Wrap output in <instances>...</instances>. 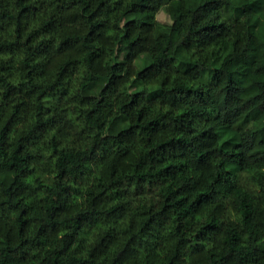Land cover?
<instances>
[{
	"label": "clouds",
	"instance_id": "clouds-1",
	"mask_svg": "<svg viewBox=\"0 0 264 264\" xmlns=\"http://www.w3.org/2000/svg\"><path fill=\"white\" fill-rule=\"evenodd\" d=\"M41 2L42 10L38 5L37 12H30L21 29L23 36L17 38L14 27L10 34L0 33V43H15L22 50L0 54V63L7 66L0 72V130L21 103L6 138L9 153L19 144L26 161L17 185L22 207L11 216L15 221L27 209L29 221L22 237L18 228L0 232V243L7 236L21 264H50L49 258L69 245L57 264H69V257L75 264H112L126 246L135 250L140 264H167L174 253L176 264H212V256L223 257L225 264H264V252L254 244L264 227L250 231L264 213V151L258 147L264 128V110L258 105L264 101H256L248 115L249 101L260 95L256 81L233 69L238 83L229 94L212 76L225 62L250 60L249 45L264 42V3L212 0L220 4L219 16L193 25L203 0H123L119 8L118 0H89L93 11L104 4L93 20L97 27L89 36L87 17L79 16L72 27L82 35L72 42L73 54L65 55L58 51L64 18L56 9L71 0ZM133 4L137 11L123 15ZM14 6L15 0H4L0 11ZM129 20L143 39L122 51ZM47 21L51 34L27 43L28 35ZM40 40L51 41V50L33 64L46 71L29 80L23 66L28 49ZM177 47L183 48L182 55H175ZM9 86L30 96L6 99ZM33 130L35 137L29 136ZM175 154L183 156L182 167L169 168ZM186 184L195 185L193 198L202 197L196 214L179 222L170 214L163 227L147 224L148 210L161 206L167 190ZM146 190L152 191L147 198L140 195ZM113 191L121 198H114ZM100 192L113 197L102 206L105 213L125 205L122 218L76 231L74 218ZM58 197L63 198L60 209L55 208ZM6 200L0 194V201ZM34 209L60 217L58 226L47 225V248L36 238L41 220Z\"/></svg>",
	"mask_w": 264,
	"mask_h": 264
},
{
	"label": "trees",
	"instance_id": "trees-1",
	"mask_svg": "<svg viewBox=\"0 0 264 264\" xmlns=\"http://www.w3.org/2000/svg\"><path fill=\"white\" fill-rule=\"evenodd\" d=\"M4 0H0V4H3ZM123 0H118L117 7L119 8ZM185 0H181V3H184ZM197 2V0H193ZM261 3H264V0H261ZM39 5V10H42L43 5L41 0H15V6L11 11L4 10L0 11V33L10 34V30L15 28V35L17 38H20L24 35L21 31L22 28H26L29 23V14L30 12L35 13L38 11L37 6ZM104 8V4L101 3L100 7L95 11L89 6V0H71V3L67 7H58L56 9L57 14L63 15V44L61 51L65 55H71L73 49V43L77 42L81 33L75 30L72 26L77 23L79 16L87 17L89 32L88 35L91 36L92 31L97 27L93 24V20L97 17L101 9ZM137 11L136 5L133 4L123 15L128 16L132 15ZM220 13V4L214 3L212 0H203L201 6L195 10V15L192 18L193 25H199L206 21L207 19L215 16L218 17ZM51 21L45 22L37 31L28 35L27 43H32L35 40H38L41 36L50 35L48 29L50 27ZM133 21L129 20L128 24L125 25L127 29L121 39V50H127L130 47H135L136 43L139 42L143 37L139 34L134 33L131 30ZM206 26V25H205ZM261 40L264 41V28L261 29ZM2 39V37H0ZM87 39V37H85ZM171 39V38H170ZM90 47V56H91V45ZM251 48L250 56L251 59L247 61L236 60L233 63L225 62V65L222 69H217L213 74V80L218 79V73L222 72L225 74V80L221 83L224 84L226 91L230 94L234 89L233 85L238 83V81L233 79L234 73L233 70L229 68L236 62H241L245 65V69L238 70L240 75L245 79H252L256 81L255 87L260 90V95L255 97L254 100L249 101V104L252 105V110L249 111L248 115L252 114V111H255L257 108L256 101H264V46L259 48ZM51 50V41L40 40L36 44L35 48H29V55L26 58L24 67V75L27 79L33 80L36 75H40L41 72L46 71L42 69L41 64H33V61L40 57L44 56L47 58L48 51ZM21 49L17 47L15 43L4 42L0 43V54H17L21 53ZM170 54L172 53V45L169 44ZM183 48L177 47L174 49L175 55H182ZM7 71V66L0 63V72ZM2 82V78H0ZM220 82V81H219ZM111 84V80L109 79ZM23 88V86H21ZM239 90V89H236ZM34 91V90H33ZM181 91H188L191 93L192 90L181 89ZM43 94V93H41ZM30 96V92H24L23 96L17 91L16 88L9 86L6 99L8 97H20L23 100L24 97ZM21 103H17L15 109L13 110L12 116L9 117L8 122L3 125V129L0 130V140H3V143H0V194L6 195V201H0V232H3L7 229L8 232H12L13 229L18 228V235L23 236L24 229L28 225L29 221L24 217L27 214V209L21 211L19 216L13 221L11 213L16 212L22 207V201L19 199V194H22L21 188L18 187L19 177L25 174V171L22 169V165L26 163L21 157V145H17L15 150L12 153H9L7 146V135L12 130L13 125L17 122L16 114L21 109ZM195 108L203 109V105H195ZM258 107L261 110H264V103H260ZM247 119V117H245ZM139 123V119L137 120ZM146 132L151 131V129H145ZM227 131V129H224ZM37 130L29 132V136L35 137ZM205 135V133H201ZM259 144L258 147L260 151H264V128H261L258 133ZM171 143V141H169ZM225 153H229L230 149L225 146ZM183 160V156L180 154H175L169 157L168 166L172 167H182L180 161ZM264 162V161H262ZM141 173L143 169L139 170ZM168 169H165L164 172L167 173ZM155 175L161 176L160 172H156ZM114 186L110 187L109 190H112ZM195 185H183L176 187L175 190L169 189L163 196L162 204L159 208H156L155 205L148 210V215L146 217V223L153 225L154 227H163L168 221L170 214L174 215L176 220L182 221L183 219L194 216L198 210L197 202L202 198L201 196H196L193 198ZM6 190V191H4ZM155 190V186H153ZM66 191V190H65ZM121 193L113 191L114 198H121ZM141 196L145 198L152 195V191L146 190L144 193H140ZM113 197H106L104 192H100L98 195L91 196L89 198V207L88 209L77 215L74 218L73 227L76 231H80L85 224L88 226H94L96 222L113 219V218H122L121 208L125 205H119L117 208L112 209L111 211L105 213L102 206L106 202H110ZM130 207V205H128ZM63 207V198L58 197V202L55 205L56 209ZM37 212L38 219L41 220L39 230L36 232V238L39 241V245L43 248L48 246V237L51 236V233L47 232V225L52 224L54 227L59 225L60 217L59 215L54 214L51 210L47 214L43 210L34 209ZM264 227V213H260L255 224H251L250 231L255 232L257 228ZM9 239L5 236L3 243H0V264H21V260L14 259L12 256V249L9 248ZM256 248L261 252H264V233H261L257 236L254 241ZM67 247H61L56 256L50 257V264H57V261L66 250ZM47 255V253H46ZM92 254H89L91 259ZM147 261V257L144 258ZM178 259V254H170L167 258V264H176ZM212 264H225L223 257L212 256L209 258ZM42 264H49L48 261H42ZM69 264H75L73 258L69 257ZM85 264H88L86 261ZM112 264H140L134 249H129L127 246L124 250L119 253L112 261ZM199 264V262H197Z\"/></svg>",
	"mask_w": 264,
	"mask_h": 264
},
{
	"label": "rangeland",
	"instance_id": "rangeland-1",
	"mask_svg": "<svg viewBox=\"0 0 264 264\" xmlns=\"http://www.w3.org/2000/svg\"><path fill=\"white\" fill-rule=\"evenodd\" d=\"M249 46H251L252 48H259V47L264 46V42L260 43L259 45H257L256 42H252ZM245 68H246V67H245L244 64H242L241 62H236V63H234V64L229 68V70H233V69L243 70V69H245ZM218 80H219L220 82H222L223 80H225V74L222 73V72H219V73H218Z\"/></svg>",
	"mask_w": 264,
	"mask_h": 264
}]
</instances>
